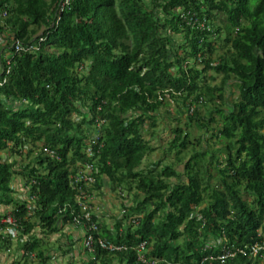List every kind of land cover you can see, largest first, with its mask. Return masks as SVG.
<instances>
[{"label":"trees","instance_id":"16d2710c","mask_svg":"<svg viewBox=\"0 0 264 264\" xmlns=\"http://www.w3.org/2000/svg\"><path fill=\"white\" fill-rule=\"evenodd\" d=\"M208 71L221 76L218 85L207 82L215 78ZM3 78L0 205L10 206L24 264L32 254L33 262L48 264L43 236L74 225L78 185L89 193L126 192L133 201L113 232L92 215L95 237L126 249H84L87 264H142L139 243L157 264H220L201 260L224 246L246 249L264 239V0H0ZM231 88L237 96L229 101ZM168 100L186 109L196 104L186 129H171L168 151L176 164L190 153L183 173L174 164L143 167L154 151L144 126L156 127ZM98 121L101 134L88 157ZM192 126L202 132L197 145L210 132L222 148L195 150ZM37 144L39 154L21 170L1 156H30ZM85 163L95 177L89 189L72 180ZM17 175L24 178V200L13 197ZM11 240L0 234V250ZM224 264H264V258L236 254Z\"/></svg>","mask_w":264,"mask_h":264},{"label":"rangeland","instance_id":"374dc122","mask_svg":"<svg viewBox=\"0 0 264 264\" xmlns=\"http://www.w3.org/2000/svg\"><path fill=\"white\" fill-rule=\"evenodd\" d=\"M144 1L147 4H150V0ZM177 39V41L181 40V38L179 37H177ZM217 44H219V42ZM224 49L225 48L218 49L216 53L220 54L223 52ZM213 57H215V55H213ZM206 76L215 77L213 80L207 79V82L211 85H218L220 83V75H216L212 71H208L206 73ZM226 94L229 101L233 100L237 96L236 90L232 88L230 90L228 89ZM210 107L211 106H208L207 109ZM198 109L200 111V116L207 118L206 107L201 104L198 105ZM187 114V109L181 106V102L179 100H168V103L163 106L157 113L158 120L156 127L153 129L150 127L149 123H146V125L144 126L143 135L146 139L150 141V144L154 147V151L148 154V156L145 158L143 162L144 168L156 162H159L160 166H163L165 164H174L175 168L179 172L183 173L184 162L187 161L190 156V153H183L181 155L184 158L183 163L178 165L176 164V161L174 159V151H168V146L172 139V128L181 127L186 129L185 124L188 121L189 116ZM152 131H154V134H152ZM188 131L190 132V140L194 143L193 147L197 151L201 150V146L209 152L218 151L223 146V142L221 139L209 138L211 134L210 132L204 133L201 145H197L195 139L202 135V132L199 131L195 126L189 128ZM39 152L40 144H37V146L34 147L33 153L30 156L23 154L20 157L19 155L7 151L2 152L1 156L4 160H7L9 162L17 161L15 169L21 170V168L26 164L30 163L33 157L39 154ZM221 155L223 156V153H221ZM11 187L14 189L13 197L16 200H24L27 198V193L24 188V178L22 176H15L12 180ZM92 194H94V198L97 203L92 204L91 202L92 208L95 206L98 207V209L101 211V216L104 217L103 220L108 223L107 227H111L112 229H114L115 222L119 220V218L122 216L123 211H126L127 208L131 207L133 204L132 195L127 194L126 192L120 193V191L113 192L106 187H103L100 190L93 188ZM8 208H10V206ZM109 224H111L110 227ZM125 225L126 220L122 222V227H124ZM36 234L38 237H41V233L39 230L36 231ZM64 235L65 233L62 234L60 237L58 234H53L51 236H43V239L45 240V242H47L48 250L50 251L49 253L51 256L48 261V264H68V262L65 261V259H69L67 258V253H64V250H62V248L59 249V242L61 239H64ZM25 239L26 238L24 237V240ZM21 243L22 242L18 241L17 237L12 238L11 242L8 243L9 245H7V248H9V252L6 254V252L3 251L6 255H3L1 264H24V257L19 251L21 250ZM75 245L76 244H74V246ZM55 253L57 254L55 255ZM81 257L82 252H79L77 250L74 252L72 258L70 257V259H80ZM27 259L28 260L26 264H37L32 261V259H34V254H32L31 257H28Z\"/></svg>","mask_w":264,"mask_h":264},{"label":"built area","instance_id":"2783aa9c","mask_svg":"<svg viewBox=\"0 0 264 264\" xmlns=\"http://www.w3.org/2000/svg\"><path fill=\"white\" fill-rule=\"evenodd\" d=\"M65 4H67V0H65ZM15 51H19L21 49V45L19 42H15L13 44ZM8 64V62H7ZM5 73H9V68L5 70ZM5 82L3 78L0 80V85ZM201 101H199L200 103ZM196 104L190 103L187 106L188 114H192ZM101 122L98 121L96 124V128L91 134L87 146L85 148V153L88 157L93 156V147L98 143V137L101 134L100 131ZM100 144L99 147H101ZM43 153L49 156L50 158H56L57 155L55 151L44 148ZM72 180L74 185H78L83 183L86 187L91 188L95 182V177L93 174V166L91 163H85L83 168H80L74 175H72ZM77 196H76V204L78 206V212H75L73 217L74 226L80 227L83 232V248L89 252L93 253L95 245H97L100 249L106 250L109 253H115L124 251L126 247L124 245H119L100 237H95V233H97L98 228L95 221L92 220L93 208L91 206V191L83 189L78 185L77 187ZM0 234L3 236L11 235L12 238L16 235V224L12 215L10 214V210L6 213L0 214ZM144 243H139L136 246V256L137 260L142 264H157L155 260H148L144 254ZM236 254H242L244 256H249L251 258L261 257L264 258V239L248 246L246 249H229L225 246L223 247L221 254L213 257L208 256L201 260V263L204 261H218L220 264H224L228 259L233 258Z\"/></svg>","mask_w":264,"mask_h":264},{"label":"crops","instance_id":"0c3cea01","mask_svg":"<svg viewBox=\"0 0 264 264\" xmlns=\"http://www.w3.org/2000/svg\"><path fill=\"white\" fill-rule=\"evenodd\" d=\"M91 198H92L91 199L92 204H97L96 200L94 198V194H92V189H91ZM7 210L9 211L10 208L0 205V214L5 213ZM93 213L100 222L104 223L107 226L108 223L105 220H103L104 217L101 216L102 214H101V211L98 209V207H96V206L93 207ZM110 225L111 224H109V227H110ZM108 229L112 232L114 230L111 227ZM64 233H65L64 239H61L59 242V249L62 248V250H64V251L67 249H72L70 252H67V255H68L67 258H69V259H65V261L68 262V264H87L89 258H88V253L86 251H84L83 244H82L83 235H84L83 230L80 227H77L74 225H65L61 232L55 233V234H58L60 237ZM49 236H51V235H49ZM74 244H76V245L74 246ZM7 245H9V244L5 243L4 247L0 250V264H1V261L3 258V255H6L9 252V248H7ZM45 247H48V245H46ZM77 250L79 252H82V257L80 259H70V257L72 258V256L74 255V252ZM3 251L6 252V254ZM19 251L21 254H23L22 250H19ZM56 254L57 253H55V255ZM49 255H50V253H49ZM96 264H100V263H96ZM113 264H120V263L118 261H114Z\"/></svg>","mask_w":264,"mask_h":264}]
</instances>
